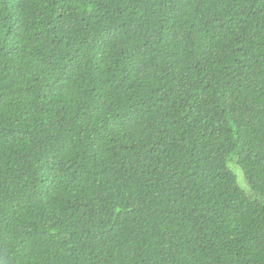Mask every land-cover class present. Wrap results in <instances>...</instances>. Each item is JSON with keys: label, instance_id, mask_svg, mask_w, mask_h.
<instances>
[{"label": "trees", "instance_id": "16d2710c", "mask_svg": "<svg viewBox=\"0 0 264 264\" xmlns=\"http://www.w3.org/2000/svg\"><path fill=\"white\" fill-rule=\"evenodd\" d=\"M0 264H264V0H0Z\"/></svg>", "mask_w": 264, "mask_h": 264}, {"label": "rangeland", "instance_id": "374dc122", "mask_svg": "<svg viewBox=\"0 0 264 264\" xmlns=\"http://www.w3.org/2000/svg\"><path fill=\"white\" fill-rule=\"evenodd\" d=\"M229 164H230L231 168L233 169V171L236 173L240 185L243 188L248 189L249 186H248V183L245 179L242 168L234 160H231Z\"/></svg>", "mask_w": 264, "mask_h": 264}]
</instances>
